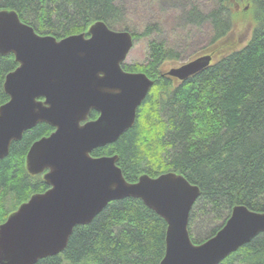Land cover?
<instances>
[{"label": "trees", "instance_id": "trees-1", "mask_svg": "<svg viewBox=\"0 0 264 264\" xmlns=\"http://www.w3.org/2000/svg\"><path fill=\"white\" fill-rule=\"evenodd\" d=\"M124 4L125 0H0V9L15 10L40 34L63 38L86 32L97 20L112 29L129 30ZM179 14L184 25L174 32L178 43L166 37L152 39L145 62L123 63L127 71L145 72L154 85L135 124L92 155L118 154L117 164L129 181L145 172L158 176L176 171L198 185L201 195L192 207L189 230L192 240L200 243L224 225L235 205L264 212V0H186ZM248 20L253 24L248 43L222 53L194 76L177 84L160 72L166 60L182 58L191 32L204 34L209 45L233 46V30ZM152 31L148 26L140 34L130 32L135 39ZM182 38L186 42L180 43ZM17 66L13 53L0 54V106L9 100L6 75ZM97 116L92 110L90 119ZM53 130L49 123L39 122L13 141L9 154L0 159V224L33 193L50 187L43 175L28 173L25 160L31 145ZM201 223L207 224V235L196 238L193 227L201 230ZM166 229L165 219L142 199L114 200L90 223L74 227L64 251L38 264H161ZM220 264H264V232Z\"/></svg>", "mask_w": 264, "mask_h": 264}, {"label": "water", "instance_id": "water-1", "mask_svg": "<svg viewBox=\"0 0 264 264\" xmlns=\"http://www.w3.org/2000/svg\"><path fill=\"white\" fill-rule=\"evenodd\" d=\"M128 30L93 22L86 32L57 38L40 34L13 9L0 10V54L13 53L18 66L5 78L9 100L0 106V159L13 141L39 122L55 129L28 150L29 174L50 187L33 193L0 224V264H38L66 248L77 225L90 223L111 201L142 199L166 223L161 264H220L264 232V212L235 205L224 225L200 243L189 221L201 188L176 171L148 173L129 181L118 154L93 156L131 128L154 81L123 63L133 47ZM201 55L167 74L185 80L209 66ZM92 110L98 112L90 119Z\"/></svg>", "mask_w": 264, "mask_h": 264}, {"label": "rangeland", "instance_id": "rangeland-1", "mask_svg": "<svg viewBox=\"0 0 264 264\" xmlns=\"http://www.w3.org/2000/svg\"><path fill=\"white\" fill-rule=\"evenodd\" d=\"M186 3V0H125L124 7L126 9V19L125 22L130 26V31L137 34L142 33L148 26L153 28L150 35L138 36L134 39L133 47L131 48L125 63H142L148 58V45L150 40H161L166 37V39H172L178 43V40L173 37L174 32H176L180 26L184 25L180 22L179 10ZM204 5V4H203ZM177 7V9H175ZM249 6H246L248 9ZM123 30V29H116ZM128 30V31H129ZM233 36L231 35L230 40L233 42L237 38V42L233 46H225V43H219L215 45H209L205 36L198 35L195 33H190L188 40V49L184 52L182 58L180 59H168L159 68L160 72H168L170 69L178 67L190 60L195 59L198 56L211 54L213 56L212 64H214L218 56L222 53L231 52L234 49L241 48L246 45L250 40L253 33V24L250 21L240 22L233 30ZM180 43L186 42L185 39H180ZM168 44L171 41H167ZM220 52L216 54L217 52ZM176 81L175 83H179ZM201 223V230H197L195 226L193 227V235L196 238H203L207 235L206 226ZM200 231L202 232L200 234ZM199 236V237H198ZM87 264V263H82Z\"/></svg>", "mask_w": 264, "mask_h": 264}, {"label": "bare ground", "instance_id": "bare-ground-1", "mask_svg": "<svg viewBox=\"0 0 264 264\" xmlns=\"http://www.w3.org/2000/svg\"><path fill=\"white\" fill-rule=\"evenodd\" d=\"M5 9V8H4ZM1 10V9H0ZM33 27V26H32ZM133 35V34H132ZM134 38V37H133ZM211 55V54H210ZM212 56V55H211ZM212 59H213V56H212ZM212 64V60H211V62H210V64H209V66ZM208 67V66H207ZM206 68V67H205ZM200 72V71H199ZM198 73V72H197ZM196 73V74H197ZM195 75V74H194ZM194 75H192V76H194ZM191 77V76H190ZM189 78V77H188ZM187 78V79H188ZM152 79V78H151ZM153 80V79H152ZM186 80V79H185ZM154 81V80H153ZM182 81H184V80H180V82H182ZM154 85V84H153ZM150 91V90H149ZM260 212V211H259Z\"/></svg>", "mask_w": 264, "mask_h": 264}, {"label": "flooded vegetation", "instance_id": "flooded-vegetation-1", "mask_svg": "<svg viewBox=\"0 0 264 264\" xmlns=\"http://www.w3.org/2000/svg\"><path fill=\"white\" fill-rule=\"evenodd\" d=\"M161 73H162L163 76L168 75L167 72H164L163 70H161ZM168 76H169V75H168ZM170 77H171V76H170ZM175 81H179V80L176 79ZM98 115H99V114H98ZM54 129H55V128H54Z\"/></svg>", "mask_w": 264, "mask_h": 264}]
</instances>
